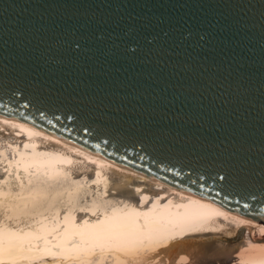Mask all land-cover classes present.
Returning a JSON list of instances; mask_svg holds the SVG:
<instances>
[{"label":"water","instance_id":"water-1","mask_svg":"<svg viewBox=\"0 0 264 264\" xmlns=\"http://www.w3.org/2000/svg\"><path fill=\"white\" fill-rule=\"evenodd\" d=\"M0 108L264 214V0H0Z\"/></svg>","mask_w":264,"mask_h":264},{"label":"bare ground","instance_id":"bare-ground-1","mask_svg":"<svg viewBox=\"0 0 264 264\" xmlns=\"http://www.w3.org/2000/svg\"><path fill=\"white\" fill-rule=\"evenodd\" d=\"M190 245L264 264V216L0 108V264H190Z\"/></svg>","mask_w":264,"mask_h":264},{"label":"rangeland","instance_id":"rangeland-1","mask_svg":"<svg viewBox=\"0 0 264 264\" xmlns=\"http://www.w3.org/2000/svg\"><path fill=\"white\" fill-rule=\"evenodd\" d=\"M262 216H264L262 214ZM207 242H205V245H206ZM204 248H200L198 246V248L194 249L193 245H190V248H189V254H187V258H189L191 260V263L190 264H207L212 258V256L210 257H207L204 253L202 252H205V250H203ZM214 254H216V252L214 251ZM216 258V257H214ZM166 264H173L172 262H167L165 261ZM176 262H179V258H178V261ZM187 263V262H186ZM186 263H183V264H186ZM164 264V262L162 263ZM175 264H178V263H175ZM179 264H182V263H179ZM189 264V263H187Z\"/></svg>","mask_w":264,"mask_h":264}]
</instances>
